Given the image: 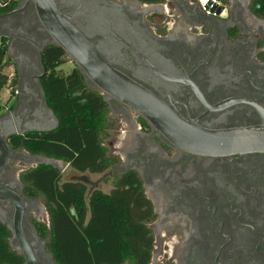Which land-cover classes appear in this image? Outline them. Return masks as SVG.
I'll use <instances>...</instances> for the list:
<instances>
[{
	"label": "flooded vegetation",
	"instance_id": "af4514ba",
	"mask_svg": "<svg viewBox=\"0 0 264 264\" xmlns=\"http://www.w3.org/2000/svg\"><path fill=\"white\" fill-rule=\"evenodd\" d=\"M263 2L221 0L223 9L214 16L203 10L200 0H76L70 6L57 0L105 59L171 112L174 117L168 121L193 122L216 131L264 125ZM3 4L0 39L8 44L17 84L30 93L0 118L8 123L6 117L16 112V122L24 129L41 110L40 90L48 73L43 51L54 44L45 28L32 22L31 4L12 15L21 3ZM104 101L109 135L111 124L118 121L127 139L116 155L109 153L113 142L105 140L107 156L116 162L99 175H106L103 183L112 180L110 193L119 180L130 174L137 178L144 197L142 224L152 239L148 264H264V152H186L132 109L114 99ZM10 139L0 187L22 199V230L38 263L56 264L48 250L47 207L26 195L21 180L38 167L31 168L30 162L40 155L15 148ZM62 163L56 167L61 174L71 168ZM74 171L89 178L88 174L98 175ZM69 179L63 181L62 175L61 182ZM87 189V199L102 192ZM13 218V206L1 204L0 220L13 226ZM10 235L17 252L20 243Z\"/></svg>",
	"mask_w": 264,
	"mask_h": 264
},
{
	"label": "trees",
	"instance_id": "16d2710c",
	"mask_svg": "<svg viewBox=\"0 0 264 264\" xmlns=\"http://www.w3.org/2000/svg\"><path fill=\"white\" fill-rule=\"evenodd\" d=\"M5 11L0 6V13ZM65 57L55 45L43 51L48 73L42 87L59 126L48 133L14 136L10 144L32 155L68 163L79 172L103 173L116 162L107 156L104 146L109 138V109L103 96L87 86L77 67L67 74L59 70ZM9 61L8 44L0 39V94L9 87L13 97L17 80L3 73ZM21 180L26 195L42 198L47 207L48 250L56 264H148L152 239L142 224L144 197L135 175L119 180L110 194L96 192L89 199L86 185L62 183L61 172L50 166L29 170ZM44 231L48 233L45 226ZM10 236L0 222V264H24L23 257L11 248Z\"/></svg>",
	"mask_w": 264,
	"mask_h": 264
},
{
	"label": "water",
	"instance_id": "95a60500",
	"mask_svg": "<svg viewBox=\"0 0 264 264\" xmlns=\"http://www.w3.org/2000/svg\"><path fill=\"white\" fill-rule=\"evenodd\" d=\"M18 1L21 3V8L9 15L22 12L31 4L35 12V19L32 22L40 24L43 30L45 28L52 44L61 48L66 57L76 65L90 89L98 91L105 100L114 99L135 111L177 148L206 156L264 152V125L216 131L201 128L193 122L168 121L174 117L171 112L152 93L118 70L113 61H108V57L105 59L83 32L73 24L68 12L62 11L57 0ZM62 2L63 6H70L76 0H62ZM0 5H4L3 0H0ZM114 9L116 10L115 5ZM121 17L127 18L124 14H121ZM120 44L123 42L120 41ZM18 89L19 99L30 93L27 89L22 91L20 84ZM40 96L41 110L34 115L35 120L24 129H20V124L16 122L20 121L16 112L6 117L8 123H2L3 118H0V175L7 161L9 150L7 141L11 137L28 132L48 133L59 126L58 119L47 106L43 88L40 90ZM31 160V168L40 165L53 168L58 165L64 166L62 162L42 156L32 157ZM105 179L106 175L97 181L91 180L87 175H74L69 181L83 183L93 191L98 190ZM3 203L13 206L14 209L13 226L2 220L0 222L18 239L20 249L17 253L24 258L25 264H39L22 230L24 217L22 199L15 192L0 187V205Z\"/></svg>",
	"mask_w": 264,
	"mask_h": 264
},
{
	"label": "rangeland",
	"instance_id": "374dc122",
	"mask_svg": "<svg viewBox=\"0 0 264 264\" xmlns=\"http://www.w3.org/2000/svg\"><path fill=\"white\" fill-rule=\"evenodd\" d=\"M166 4L164 3L163 6H165ZM162 6V4H161ZM13 63L11 61H9V63L7 64V66L4 68L3 73L6 75H14V67H13ZM76 65L74 63H72L67 57H65V64L63 66H61L59 68L60 71H62L63 73L67 74L69 73L73 68H75ZM9 87H5L0 96L1 99L4 101H8L9 100V96H10V92L9 91ZM10 106H13V100H10L9 103ZM110 117V115H109ZM112 122V121H110ZM117 123L118 121H116L115 123L113 122L111 124V131H110V135L109 138L107 139V143L108 142H113V146L111 147V149L109 150L110 154L116 155L118 153H120V149L124 146L125 141L127 139L126 135L123 133V130H120L117 128ZM63 181L69 179V177L73 176V175H78V173H76L72 168H67L63 173ZM90 176V178L94 181H97L101 178V175H94V174H88ZM113 188V182L112 180H109L106 183H103L100 187V190L103 193H107L109 194L111 189ZM39 203H44L42 198H39ZM45 223L50 227L49 225V217L47 215H45Z\"/></svg>",
	"mask_w": 264,
	"mask_h": 264
},
{
	"label": "built area",
	"instance_id": "2783aa9c",
	"mask_svg": "<svg viewBox=\"0 0 264 264\" xmlns=\"http://www.w3.org/2000/svg\"><path fill=\"white\" fill-rule=\"evenodd\" d=\"M200 4L203 10L209 15L218 16L221 9H223L221 0H200ZM18 95H19V91L15 89L14 96H18ZM12 98L13 97L9 96V100L4 101L1 99L0 96V117L8 113V111L10 110L9 103Z\"/></svg>",
	"mask_w": 264,
	"mask_h": 264
},
{
	"label": "crops",
	"instance_id": "0c3cea01",
	"mask_svg": "<svg viewBox=\"0 0 264 264\" xmlns=\"http://www.w3.org/2000/svg\"><path fill=\"white\" fill-rule=\"evenodd\" d=\"M9 77H10V79L15 78V76H14V75L12 76V74L9 75ZM15 89H16L17 91H19V89H18V84H16ZM9 91H10V90H9ZM9 94H10V93H9ZM19 98H20V93H19L18 96H13V98H12V100H13V106H10V108H13L14 106H16V105L18 104Z\"/></svg>",
	"mask_w": 264,
	"mask_h": 264
}]
</instances>
